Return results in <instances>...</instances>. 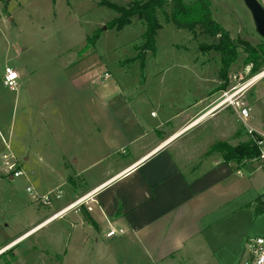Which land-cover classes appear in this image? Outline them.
<instances>
[{"label":"rangeland","instance_id":"1","mask_svg":"<svg viewBox=\"0 0 264 264\" xmlns=\"http://www.w3.org/2000/svg\"><path fill=\"white\" fill-rule=\"evenodd\" d=\"M105 1L123 6L135 0H0L1 245L35 226L67 201L66 188L59 183L48 186L45 182L44 186L49 188L51 186L50 192H55L56 189L61 191L59 199L52 195L50 207L42 205L27 191L31 186L39 194H43L28 179V169L35 168L41 171L47 158L42 149L33 146L32 141L35 137L42 138L44 134L42 132L44 119L39 113L44 111L43 113L49 117L45 120L52 126L57 121L54 113L58 110L70 114L78 111L86 113L91 106L93 110L97 109L100 112L105 105L101 100L104 94L128 93L127 89L134 92L136 87L132 85L135 83L138 87L139 81L143 79L141 62H131L129 58L135 54V46L139 48V53L142 51L145 25L135 18L122 29L108 27V22L118 13ZM192 1L184 0L185 3ZM211 2L212 17L230 32L239 45L238 58L229 69V84L225 96L240 90L243 104L251 110L248 125L257 133L264 132V75L243 87L264 71V66L260 65L259 71L253 74L250 72L252 64L247 65L244 62L246 57L252 58L247 50L256 49L264 39L257 32L252 13L244 0ZM258 2L264 8V0ZM166 10L170 11V4L166 6ZM159 20L162 27L156 36L157 54L154 55L150 51L146 57L148 69H154V64H158L161 72L156 75L157 79L183 78L189 82L188 85H193L195 81L199 82V79L206 81L209 78L208 84L211 87L221 81L219 74L222 66L221 53L214 49L203 51L200 48L201 43H214L217 38L202 34L199 29L193 32L177 28L167 20L165 13L159 14ZM98 31L100 33L91 49L97 51L98 54H95L97 56L80 63L79 58L84 56L79 55L80 49L87 43V38ZM258 59V63H261L263 57ZM7 66L19 73L16 90H11L4 84ZM106 72L110 74L107 82L112 85L111 91L106 87L103 89L101 83L92 82L95 78L104 76ZM114 82L119 86H114ZM202 83L207 86V82ZM95 96L98 98L97 101ZM217 104L216 102L211 108ZM215 119L209 118L202 122L184 138V141L194 143L210 136L212 140L220 139L222 136L220 131L219 133L217 129L214 131ZM87 120L84 119V122ZM71 121L74 123L75 118ZM236 123L239 135L235 136L233 131L224 135L230 145H238L250 138L245 124L241 121ZM24 127L28 128L29 132L25 130L23 134L17 136L19 130ZM5 142L9 144L10 150ZM56 148L58 146L51 152L53 156L57 155L58 159L61 151ZM8 152L15 155L18 167L21 166L24 171L23 175L13 177L8 171L2 157L3 153ZM237 166H242L239 175L241 188L246 182H250L251 189L246 187L236 201L230 200L226 203L227 207L235 204L237 208L234 212L226 214L223 222L226 231L223 234H227L228 237L230 234L231 237L244 238L260 235L264 232V209L244 200L254 194L253 198L257 196L255 201L262 197L264 172L254 159H242ZM98 171L99 169L96 172ZM83 199L88 201L90 196L85 195ZM84 201L78 208L72 210L81 209L83 214L86 213L89 207L86 208ZM75 211L70 212L65 218L62 217L66 213L51 223L35 229L0 255L4 253L13 264H120L118 259L125 246L116 242L112 247H108L106 244L108 241H103L102 237L96 235L92 227L90 231L93 235L91 234L92 238L86 249L79 252L76 257L71 254L70 262H61L66 234L64 228L68 226L66 222H71L76 217ZM94 235L99 239L98 245ZM245 240L246 238L244 248L237 257L241 260L240 264H245L249 258ZM15 245L17 246L14 249H10ZM89 255L92 259L84 260L89 258ZM79 256H82V261L79 260L81 259ZM0 264H4L1 258Z\"/></svg>","mask_w":264,"mask_h":264},{"label":"crops","instance_id":"2","mask_svg":"<svg viewBox=\"0 0 264 264\" xmlns=\"http://www.w3.org/2000/svg\"><path fill=\"white\" fill-rule=\"evenodd\" d=\"M134 48L135 54L129 60L141 62L143 75L138 87L132 85L136 87L134 92L127 89L128 93L104 94L101 100L105 105L100 112L91 106L86 113L58 110L52 126L45 120L48 115L39 113L44 119V134L32 141L47 158L41 171L28 169V179L43 194L50 192L49 185L59 183L66 188L67 201L4 243L3 249L58 219L52 216L87 195L90 200L84 203L90 209L86 213L70 210L62 217L75 211L76 217L64 228L62 263L70 262L71 254L76 257L86 249L92 227L96 235L108 241V247L116 242L125 246L118 259L120 264H240L237 257L244 248V239L247 242L251 236L228 237L223 234V222L226 214L237 208L235 204L227 207L226 203L236 201L243 189H251V183L241 188L239 162L225 160L223 152L210 149L218 141L227 142L226 133L239 135L236 122L242 120L233 102L243 103L242 93L237 90L225 96L229 81L222 88L225 82L221 78L214 87L208 84L209 78L193 80V85L183 78L157 79L161 72L158 64L148 69L146 63L148 52L157 54V46L155 51L143 49L141 53L137 46ZM95 54L96 50L85 53L80 63L92 60ZM109 77L106 72L92 82L111 91ZM226 97L228 101L222 103ZM209 118H216L213 130L220 131V139L212 140L210 136L194 143L184 141ZM25 130L29 132L24 127L17 136ZM57 146L61 151L58 159L51 152ZM254 195L244 201L264 209V193L257 204ZM111 228H123L125 232L108 237ZM95 242L99 244L96 236ZM90 256L84 260L90 261Z\"/></svg>","mask_w":264,"mask_h":264},{"label":"trees","instance_id":"3","mask_svg":"<svg viewBox=\"0 0 264 264\" xmlns=\"http://www.w3.org/2000/svg\"><path fill=\"white\" fill-rule=\"evenodd\" d=\"M110 7L117 11L118 15L108 22V27L122 29L124 26L132 23L137 18L145 25V31L142 35V50H153L156 48V36L158 30L162 27L159 20V14L165 13L168 21H171L177 28L187 29L189 31H199L209 37L217 38L214 43H201L200 48L203 51L217 50L221 53V69L219 71L220 78L225 82L222 88L229 81V69L238 58V43L233 39L229 31L212 17L211 0H193L185 3L184 0H135L127 5H117L109 1H105ZM170 4V11L167 12L166 6ZM99 31L93 36L87 38V43L79 51V55L83 56L95 45L99 35ZM248 54L252 56L244 59L245 64H252L251 73L256 74L260 65L264 66V41L258 45L256 49H248ZM143 57L142 55H138ZM259 57H263L261 63ZM143 62V58H142ZM226 151L224 153L225 160L251 159L258 153V146L250 137L248 140L231 146L226 141L216 142L210 151ZM3 246L0 244V249ZM11 247L10 249H12ZM4 264H13L4 253L0 255Z\"/></svg>","mask_w":264,"mask_h":264},{"label":"built area","instance_id":"4","mask_svg":"<svg viewBox=\"0 0 264 264\" xmlns=\"http://www.w3.org/2000/svg\"><path fill=\"white\" fill-rule=\"evenodd\" d=\"M18 78H19V74L16 70H14L9 66L5 68L4 84L8 86L11 90H15L17 88ZM228 99L229 97H226L224 101H222V103L228 101ZM233 103L237 107L240 119L246 126L247 133L250 135V137L254 140L255 144L258 146L257 155L251 159H254L264 172V132L257 133L255 129H253L248 125V121L251 118V110L249 107L245 106L243 103L240 102H233ZM5 144L6 147L10 149L9 144L6 142ZM2 157L4 159L5 165L8 168V171L13 177H18L24 174V171L20 167H18V161L16 157L11 152L4 153ZM27 191L30 192L33 198L38 200L42 205L48 207L51 206L52 195L57 199L61 197V191L57 189L55 190V192L39 194L33 187L29 186L27 188ZM83 198H79L75 200L73 203L62 208L60 211L55 213L52 216V218H57L76 207L78 208L84 201ZM124 232L125 231L123 228H111L106 233V235L108 237H113L115 235L123 234ZM246 249L249 252V258L246 260L245 264H264V232L260 235L249 237L246 242Z\"/></svg>","mask_w":264,"mask_h":264},{"label":"water","instance_id":"5","mask_svg":"<svg viewBox=\"0 0 264 264\" xmlns=\"http://www.w3.org/2000/svg\"><path fill=\"white\" fill-rule=\"evenodd\" d=\"M244 2L252 13L257 32L264 39V8L258 0H244Z\"/></svg>","mask_w":264,"mask_h":264},{"label":"bare ground","instance_id":"6","mask_svg":"<svg viewBox=\"0 0 264 264\" xmlns=\"http://www.w3.org/2000/svg\"><path fill=\"white\" fill-rule=\"evenodd\" d=\"M264 75V71L263 72H261L260 74H258V75H256L255 77H253L245 86H243V87H246V86H248V85H250L253 81H255L256 79H258L259 77H261V76H263ZM201 118H203V117H201ZM1 251H4V249H1L0 250V252Z\"/></svg>","mask_w":264,"mask_h":264}]
</instances>
